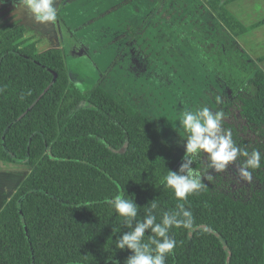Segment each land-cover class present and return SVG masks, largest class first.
Listing matches in <instances>:
<instances>
[{"label":"trees","instance_id":"trees-1","mask_svg":"<svg viewBox=\"0 0 264 264\" xmlns=\"http://www.w3.org/2000/svg\"><path fill=\"white\" fill-rule=\"evenodd\" d=\"M195 1L207 12L193 25L208 66L202 88L187 80V93L198 92L192 108L205 104L203 91L214 112L238 111L241 130L223 125L237 147L261 153L260 168L248 169V193L201 179V189L177 200L163 177L188 163L187 142L168 140L153 119L109 93L100 79L86 90L69 84L63 50H39L14 21L0 26V161L24 163L29 171L0 208V264H124L132 253L113 243L129 231L108 203L116 195L141 206L137 220L153 199L157 223L181 204L191 213L189 227L170 228L176 246L165 264H264V56L251 57L238 42L253 25L237 19L226 0ZM189 167L199 165L194 159Z\"/></svg>","mask_w":264,"mask_h":264},{"label":"rangeland","instance_id":"rangeland-1","mask_svg":"<svg viewBox=\"0 0 264 264\" xmlns=\"http://www.w3.org/2000/svg\"><path fill=\"white\" fill-rule=\"evenodd\" d=\"M55 6L56 21L41 23L18 0H0V26L18 21L26 28L25 38L37 40L39 50L60 47L69 84L86 90L100 79L109 93L153 119L168 140L185 144L178 116L185 109H196L191 101L198 98V92L187 93V80L200 88L206 79L202 70L208 66L201 53L200 31L193 25L194 19L206 18L204 7L195 0H56ZM148 14L151 19L143 21ZM138 23L142 27L134 30ZM237 40L251 57L264 51L254 49L260 48L256 36L243 34ZM214 87L220 86L216 83ZM202 97V106L213 103L203 91ZM222 122L232 123L238 130L243 126L234 108L222 113L220 134H227ZM194 156L201 179L218 189L246 195L253 185V179L240 177L238 158L217 171L210 166L208 154ZM0 163L8 169L13 166L15 180H22L29 171L24 163Z\"/></svg>","mask_w":264,"mask_h":264},{"label":"clouds","instance_id":"clouds-1","mask_svg":"<svg viewBox=\"0 0 264 264\" xmlns=\"http://www.w3.org/2000/svg\"><path fill=\"white\" fill-rule=\"evenodd\" d=\"M18 5L26 7L37 22H55L57 19L56 0H18ZM217 103L220 97H216ZM222 113L213 112L207 106L193 110L185 109L179 113L178 121L183 130V138H186L185 159L188 163L183 164L179 172L168 169L167 175L163 177L165 187L171 189L177 200L184 201L202 187L201 175L189 167L194 162V154L201 152L208 154L211 167L217 171H223L227 165L234 162L238 156L245 157L239 169L242 179L250 181L252 174L248 169H258L261 166V153L237 147L231 134H220ZM186 172V174H185ZM109 205L115 210L119 217L123 218L124 226L129 229L113 241L115 249L128 250L129 255L124 264H165L167 255L172 254L176 242L168 232L172 227H189L191 224V213L184 206L178 205V211L165 212L161 221L157 223L153 210L157 209V203L153 199L144 206L145 215L142 220H137L138 208L141 207L135 199H128L122 195H116L108 200ZM183 217L184 219H180ZM136 221L133 228L132 222ZM150 229L147 242L144 241L145 232ZM119 231L114 229V232Z\"/></svg>","mask_w":264,"mask_h":264},{"label":"crops","instance_id":"crops-1","mask_svg":"<svg viewBox=\"0 0 264 264\" xmlns=\"http://www.w3.org/2000/svg\"><path fill=\"white\" fill-rule=\"evenodd\" d=\"M226 5L244 25H253V27L249 29L250 31L248 30L245 34L249 37L256 36V38L260 39V41H256L255 43L256 45L260 43V48L252 44H248L249 47L264 49V0H226ZM260 13H263L262 17H256ZM252 56L255 58L264 56V51H262L260 55L256 54ZM259 65L264 71V58L259 62ZM14 177L15 172L13 166L8 169L2 164L0 167V208L21 181L15 180Z\"/></svg>","mask_w":264,"mask_h":264},{"label":"water","instance_id":"water-1","mask_svg":"<svg viewBox=\"0 0 264 264\" xmlns=\"http://www.w3.org/2000/svg\"><path fill=\"white\" fill-rule=\"evenodd\" d=\"M54 73V75H55V72H53Z\"/></svg>","mask_w":264,"mask_h":264}]
</instances>
